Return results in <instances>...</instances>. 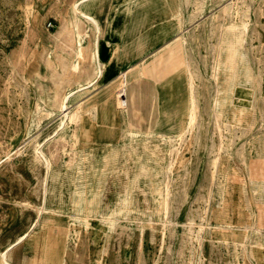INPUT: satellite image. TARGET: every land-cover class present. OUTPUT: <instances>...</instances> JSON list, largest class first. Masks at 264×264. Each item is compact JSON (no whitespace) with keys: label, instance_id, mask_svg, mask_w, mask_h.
I'll return each instance as SVG.
<instances>
[{"label":"rangeland","instance_id":"rangeland-1","mask_svg":"<svg viewBox=\"0 0 264 264\" xmlns=\"http://www.w3.org/2000/svg\"><path fill=\"white\" fill-rule=\"evenodd\" d=\"M49 1L0 0V257L12 248L13 264H50L52 230L65 236L60 264L263 263L264 0L198 4V21L176 49L188 45L190 69L173 71L194 90L192 123L172 141L147 133L122 145L84 143L79 123L57 132L59 114L41 112L55 107L41 85L50 78L69 84L83 60L78 41L98 35L85 20L63 30L75 0L61 5L56 22L45 10ZM227 47L243 52L262 88L238 130L226 129L221 104L214 107L223 97ZM28 229L36 237L20 243Z\"/></svg>","mask_w":264,"mask_h":264},{"label":"crops","instance_id":"crops-1","mask_svg":"<svg viewBox=\"0 0 264 264\" xmlns=\"http://www.w3.org/2000/svg\"><path fill=\"white\" fill-rule=\"evenodd\" d=\"M65 1L50 0L45 8L55 22ZM199 1L89 0L84 4L83 9L92 16L98 35L91 41L87 35L83 36L78 42L93 52L99 65L97 73L88 67L89 63L86 65L84 75L95 86L69 106V110L81 107L85 121L81 119L80 129L93 130V141L87 143L81 137L84 143L122 145L147 133L168 138L186 127L190 114H196V101L194 104L191 101L194 90L191 92L183 75L177 78L173 71L181 67L190 69L188 45L181 52L176 49L182 36L186 40L190 37L198 21L193 20V15L202 3ZM83 25L89 32V25ZM121 89L126 96L124 108L117 104ZM90 112L92 118L88 116ZM101 129L108 137H98L97 130ZM56 234L53 236L52 230L46 234L49 245L45 256L50 264H60L64 255L61 239L65 236L59 231Z\"/></svg>","mask_w":264,"mask_h":264},{"label":"bare ground","instance_id":"bare-ground-1","mask_svg":"<svg viewBox=\"0 0 264 264\" xmlns=\"http://www.w3.org/2000/svg\"><path fill=\"white\" fill-rule=\"evenodd\" d=\"M87 1H89V0H75L70 5L71 21L69 22L68 19H66L65 21L62 22V24L60 26H61V28L63 30L70 29L72 27H75L76 29H78L83 20H85L86 22H88L90 24H94V26H95V23H94V21L92 19V16L89 15V14H87L84 11V9H83V6H84V4ZM201 1H199V2H201ZM190 10H191V8H190ZM33 15H34L33 16V21L36 22L37 19H38V16H37V14H33ZM35 34H36V32H35ZM114 40H116V38ZM51 41L52 42H55V39L54 38H51ZM185 43H186V38H185V36H182L181 39H180V44H183L184 45ZM82 48H83V54H84L83 55V60L81 61L80 67L78 69L76 68L74 78L69 82V84H60V83L59 84L58 83L56 84L55 80H53V79L50 78L47 81L46 84L41 85L42 87L39 89V93L44 97L45 101H50L53 105H55V107L53 106V108L48 109V108L42 106L40 108V110H41V112L44 113V115H46L48 117L51 116V115H58L59 114V116H60V123L58 125L59 128L57 129V132L60 131V130L62 131L65 128V126H67V124H76V123H79V131L81 133V137L82 138H85V140H86L87 143H91V141H93V136H92L93 135V130L92 129H89V128H82V129H80L81 119L83 118V120L85 121L84 115L82 116V112L80 111L81 110L80 109L81 107H78V108H76L74 110H71V109L69 110V106L71 104H73L80 95H82L85 92L87 93L90 89L93 88V86H95V83L92 80H89L84 75V67H83V64H84V61L86 60L85 57H86V54H87V49H85L83 46H82ZM95 52H96V50H95ZM226 55H227V59H226L227 62L225 63V65L223 67V74L225 76V79H224V82H223V97H222V99H221L220 102L217 99L214 100V107H217L218 104L219 105L221 104L222 109H223V113L222 114L224 116L223 125L226 127V129H229V128H231V126L232 127H236V128L237 127H240L244 123V121L247 118V114L246 113L249 111V109L254 104L256 93L258 92V90L261 91L262 88H261V86H259L258 88H255L254 87L256 84L254 85V81H252L251 75L248 74L249 72L245 68V65H244V63H245V59H244L245 57L244 56L245 55L243 54L242 51H239L238 49H235V48L227 47ZM94 57H95L94 54H92V60L90 62V65H91V70L93 68L94 72L97 73L98 70H99V67L97 65V62L98 61L96 62V60H95ZM110 67H111V65H110ZM243 76L244 77L246 76L248 78L245 79V80H243L244 79ZM84 77H85L86 84L83 87V79H84ZM105 78H103V79H105ZM34 80H35V82L37 84L40 83L37 77H35ZM261 80H262L261 77H259L258 82H257V85H258V83ZM50 89L51 90L53 89V92ZM48 90L51 91V93H49L50 97H48V94H47ZM191 101H192V104H193L194 103L193 98H191ZM36 123H35V125H36ZM190 123H192V113L189 116V122L186 125V127L184 129H182L180 132H178L177 134L168 137L167 139H169V140L172 141L174 139H177V138L182 137L184 135V133L186 132V130L188 129V125H190ZM237 130H238V128H237ZM75 136H76V134L73 131L72 137H75ZM73 150L76 153L74 147H73ZM36 151L38 153H40L41 152V146L38 147ZM46 162H47V164L49 163V161H47V160H46ZM35 222H36V220H35ZM32 225L34 226L33 223H32ZM31 226L29 227V229H31ZM29 229L24 234V236L22 237V239L19 241L20 243L22 241L28 239L31 235H32V238L36 237V234H33L32 233V230L29 231ZM40 229L43 230L44 228H40ZM20 243L14 244V245H16V247L14 248V250L16 249V251H17L18 245ZM28 245H26V246H28ZM12 250H13L12 248H9L4 253L2 252V256L0 257L1 258L0 259V264H13L12 259H11L12 258V256H11V251ZM17 258H19V257H17ZM20 260L22 262V258L21 257H20ZM258 264H264V262L263 263H258Z\"/></svg>","mask_w":264,"mask_h":264},{"label":"built area","instance_id":"built-area-1","mask_svg":"<svg viewBox=\"0 0 264 264\" xmlns=\"http://www.w3.org/2000/svg\"><path fill=\"white\" fill-rule=\"evenodd\" d=\"M46 27L48 29H51L53 27V24L49 21V22H47ZM117 97H118L120 104H122V105L126 104V96H125V92L123 89L119 90Z\"/></svg>","mask_w":264,"mask_h":264}]
</instances>
